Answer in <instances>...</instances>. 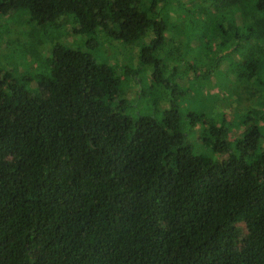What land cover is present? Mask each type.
I'll use <instances>...</instances> for the list:
<instances>
[{
    "label": "trees",
    "instance_id": "trees-1",
    "mask_svg": "<svg viewBox=\"0 0 264 264\" xmlns=\"http://www.w3.org/2000/svg\"><path fill=\"white\" fill-rule=\"evenodd\" d=\"M0 19L19 28L27 64L44 66L21 80L0 67V264H264L257 129L231 146L224 121L204 122L216 157L195 154L173 104L134 115L114 66L45 44L65 23L85 45L146 40L138 63L150 88L167 89L188 54L183 30H197L203 61L184 64L189 80L232 59L226 73L251 100L243 111L258 116L264 0H0Z\"/></svg>",
    "mask_w": 264,
    "mask_h": 264
},
{
    "label": "rangeland",
    "instance_id": "rangeland-1",
    "mask_svg": "<svg viewBox=\"0 0 264 264\" xmlns=\"http://www.w3.org/2000/svg\"><path fill=\"white\" fill-rule=\"evenodd\" d=\"M0 19V67L8 69L13 79H24L35 72V67L28 65L26 56L20 53L19 28L10 27ZM69 25L65 23L61 29L67 32L66 35L58 33L49 35L45 44L51 47L59 43L67 47H79V50L88 53L96 62L112 65L119 72V89L123 93L131 107L134 115H148L159 118L161 113L167 110L172 104L178 110L180 117L178 128L180 133L185 135V141L190 145L195 154L215 159L210 150L202 144L200 136L204 122H213L216 126L223 124L228 129L227 141L232 146L238 135L248 126H254L262 139L259 147L264 145V109L256 107L258 116L247 114L243 110L251 104L250 97L244 88L232 83L231 76L226 73L230 63L226 59L220 62L216 68L210 70L209 74L199 81L192 82L186 73L187 62L202 63L201 55L204 54L203 47L197 42V30H183L186 39L189 40L187 47L188 54L178 67V72L171 76L167 82V89L162 86L149 87L150 67L141 66L138 63V48L147 41H139L133 44H121L92 37L88 45H85L86 38L71 34ZM41 35L33 38L38 44V59L40 64L47 59L46 48L40 44ZM233 62H231L232 64ZM185 64V65H184ZM120 66L128 73L123 74ZM43 64L38 66V71H43ZM227 68V69H226ZM36 70V71H37ZM264 71L260 77L264 78ZM142 93V96L135 98V93ZM243 111V112H237ZM247 117L244 119L243 117ZM246 120V121H244ZM224 121V122H223ZM223 122V123H222ZM233 148V147H232ZM231 148V149H232ZM217 159V158H216ZM243 234V224H237Z\"/></svg>",
    "mask_w": 264,
    "mask_h": 264
}]
</instances>
